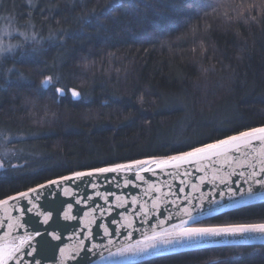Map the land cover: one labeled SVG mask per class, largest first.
<instances>
[{"label": "trees", "instance_id": "trees-1", "mask_svg": "<svg viewBox=\"0 0 264 264\" xmlns=\"http://www.w3.org/2000/svg\"><path fill=\"white\" fill-rule=\"evenodd\" d=\"M1 29L25 39L0 60V200L264 127V0H0ZM252 224L264 203L197 226ZM137 264H264V245Z\"/></svg>", "mask_w": 264, "mask_h": 264}, {"label": "water", "instance_id": "water-1", "mask_svg": "<svg viewBox=\"0 0 264 264\" xmlns=\"http://www.w3.org/2000/svg\"><path fill=\"white\" fill-rule=\"evenodd\" d=\"M182 155L122 163L132 167L117 172L80 171L93 174L73 173L20 192L29 193L26 198L18 193L0 200V264H137L208 248L264 245L259 230L184 234L264 203V143L233 142L171 159ZM109 167L115 165L102 168Z\"/></svg>", "mask_w": 264, "mask_h": 264}, {"label": "snow or ice", "instance_id": "snow-or-ice-1", "mask_svg": "<svg viewBox=\"0 0 264 264\" xmlns=\"http://www.w3.org/2000/svg\"><path fill=\"white\" fill-rule=\"evenodd\" d=\"M51 82V77L47 78L44 83L45 85H48ZM57 91H63L62 89H57ZM73 97L79 96V93L73 90L72 92ZM253 140H259L262 143H264V127L261 128H254L248 131H242L238 135H233L229 136L226 139H222L217 141L216 143H210L206 144L203 147H197L194 148L192 151L183 153L182 156H177V157H172L171 159L173 160H182L186 157H193L198 154L205 153L208 150L211 149H217L221 146L224 145H229L230 143L233 142H239V141H244L245 143H251ZM237 147H239V144H237ZM135 164H142L146 163L145 161H135ZM132 165H122V164H117L115 167H109V168H99L95 169L96 172L100 173H107V172H117L121 169L124 168H131ZM93 173L92 172H77L75 173L76 178H80L82 176H91ZM63 179H72V177H64ZM50 184H56L58 181H50ZM257 183H262L261 181H257ZM40 187H44V185H41ZM31 192H35L36 189H31ZM29 193H20L19 196L21 198H26L28 197ZM10 199H15V197H11ZM50 213L45 214L44 218V223H47L48 219L50 218ZM264 231V224H259V225H234V226H228V227H208V228H191L185 230V235H193V234H213V235H219L220 233H227V232H246V231ZM37 235H41L39 232L36 233ZM58 239L59 237H54Z\"/></svg>", "mask_w": 264, "mask_h": 264}, {"label": "rangeland", "instance_id": "rangeland-1", "mask_svg": "<svg viewBox=\"0 0 264 264\" xmlns=\"http://www.w3.org/2000/svg\"><path fill=\"white\" fill-rule=\"evenodd\" d=\"M15 35H18L22 39H25L23 34H19L17 32H10L5 29L0 30V60L2 59L1 58L2 56L9 54L12 55L18 49L19 45H17V43L12 42L13 41L12 37H14ZM252 225H259V224H252ZM206 227H228V226H206Z\"/></svg>", "mask_w": 264, "mask_h": 264}]
</instances>
